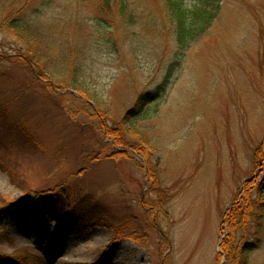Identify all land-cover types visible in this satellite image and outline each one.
<instances>
[{
    "label": "rangeland",
    "instance_id": "374dc122",
    "mask_svg": "<svg viewBox=\"0 0 264 264\" xmlns=\"http://www.w3.org/2000/svg\"><path fill=\"white\" fill-rule=\"evenodd\" d=\"M100 1L0 0L2 156L18 158L23 189L0 169V210L12 204L0 211V258L230 264L219 256L234 232L249 264H264V0H220L214 25L184 50L163 0ZM12 19L31 48L6 27ZM142 93L152 96L142 113L155 116L128 114ZM9 123L36 148L9 140ZM248 182L255 206L235 230L228 213ZM56 190L100 224L79 234L67 222L57 241L54 217L28 224Z\"/></svg>",
    "mask_w": 264,
    "mask_h": 264
},
{
    "label": "trees",
    "instance_id": "16d2710c",
    "mask_svg": "<svg viewBox=\"0 0 264 264\" xmlns=\"http://www.w3.org/2000/svg\"><path fill=\"white\" fill-rule=\"evenodd\" d=\"M100 2L105 7L110 8L109 0H102ZM163 2H165V8L168 13V21L170 28L174 30L175 38L182 50L189 48L191 43H194L200 35L209 30L221 14L220 0H163ZM125 6L126 2H123L122 5H120L122 9H125ZM6 27L8 29L15 30L16 34L18 33L17 36L20 37L21 41L25 43L28 48L32 47L33 38L31 37L29 33L30 30L27 26H24V24H20V22H18L16 19H12L9 21V24ZM40 63H42V61H40ZM174 66L173 64L171 65V70H173ZM73 71L75 72L77 70L74 69ZM151 97L152 96L150 94H140L136 102L137 112H131L129 114L133 116L137 114H142L145 117H147L148 115V117L155 116L157 112L153 113V111H148L146 114L142 113L146 102H148ZM2 118L3 116L0 117V121ZM9 124H12L9 127H12L14 129L13 131L8 133H11V135L8 136L9 140H13L14 142H27L30 146L31 144L35 145L34 148H36V136L32 137L29 135L32 133L26 134L27 129L23 126H19L13 123ZM21 127L25 128L26 130L21 129ZM20 129L22 132L18 131ZM125 130L128 131L130 135L139 138L144 145L148 144V141L143 136L142 132L135 125H130ZM17 132H19L18 135L16 134ZM0 137L5 138L4 140H0V147H2V151L0 152V169H2L4 173L9 175L10 180L14 186L19 187L21 190H23L20 185V179L18 175L19 170H21L20 165L18 164L16 166L15 163L16 161H18L16 160L18 158H10L7 160L6 158H3L2 153L8 148V144L3 143L5 140H7L6 132H2L0 130ZM122 145H126L125 140L123 141ZM137 145L139 146L141 144L139 143ZM134 150L137 149L135 148ZM39 151L40 150H38L37 152ZM37 152H33V154H36ZM255 165L258 170L259 168H262L264 166V156L261 152L256 155ZM254 185L255 184H252V182H248V186L250 187L248 195L246 194L245 197H241L243 202L241 201L239 203L238 209L234 210L231 208L228 213V223L230 226L234 225L235 230H238L240 226H245L246 224H249L251 220L250 212L255 206V204L251 200V195L254 191L253 189H251V187H253ZM261 194L262 192H260V195ZM61 195L62 194L56 190L52 193H48L46 196H43L44 198H41V200L43 201V204L44 206H46L48 211L42 210L40 212H37V214L32 217L30 221H28V224H31L36 229L41 228V226L45 222L49 221L50 219L52 220V218L54 217V221L58 223V229L53 235L54 241H57L62 237L63 227L67 222L75 226L79 234L87 232L100 224V221L94 222V215L92 214V212L89 213L91 217L88 215V217L85 218L84 213H77L74 208H66L67 204L65 202V199L63 201V196ZM58 197H61V199H58ZM11 205H7V208L5 207L7 210H0L1 214H4L5 211H9L11 209ZM231 231H234V229ZM230 233V236L224 241V245H222L223 251L220 253L219 257H222L223 254H225L227 256V261H229L230 264H249V257L245 251L246 247L240 249L236 244V237L234 232ZM0 264L25 263H22L16 257L11 256L7 258H0Z\"/></svg>",
    "mask_w": 264,
    "mask_h": 264
}]
</instances>
